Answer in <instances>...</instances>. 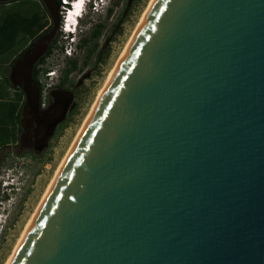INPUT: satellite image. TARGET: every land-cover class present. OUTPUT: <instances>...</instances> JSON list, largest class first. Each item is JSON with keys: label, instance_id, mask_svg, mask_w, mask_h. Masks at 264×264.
I'll return each instance as SVG.
<instances>
[{"label": "water", "instance_id": "obj_1", "mask_svg": "<svg viewBox=\"0 0 264 264\" xmlns=\"http://www.w3.org/2000/svg\"><path fill=\"white\" fill-rule=\"evenodd\" d=\"M12 264H264V0L156 1Z\"/></svg>", "mask_w": 264, "mask_h": 264}, {"label": "rangeland", "instance_id": "obj_2", "mask_svg": "<svg viewBox=\"0 0 264 264\" xmlns=\"http://www.w3.org/2000/svg\"><path fill=\"white\" fill-rule=\"evenodd\" d=\"M127 1H121L119 6L114 8V16L111 20L101 17L95 19L101 21L100 23L105 27L100 38L91 40L76 50L69 49L67 53L61 37L58 44L61 50L56 48L42 65L41 69L54 73L53 78H48L46 73L41 72L40 80L44 87L48 86L51 89L59 81L56 77L64 75V71L69 72L72 86L82 81L77 87L76 111L58 129L49 147L43 152L34 153L33 156L19 154L16 149L3 148L0 151V175L9 172L7 177L13 178V181L18 183L17 196L4 203L10 211L3 231L1 225L4 220L0 219V264H7L14 253L63 159L152 2V0H135L130 9H127ZM97 21L89 25L85 24L84 30L92 29L83 39L90 37ZM71 62L76 63L75 70H71ZM85 76L87 77L83 79ZM3 196L0 192V200Z\"/></svg>", "mask_w": 264, "mask_h": 264}, {"label": "flooded vegetation", "instance_id": "obj_3", "mask_svg": "<svg viewBox=\"0 0 264 264\" xmlns=\"http://www.w3.org/2000/svg\"><path fill=\"white\" fill-rule=\"evenodd\" d=\"M121 1L113 0L110 8L95 19L111 20L114 8ZM134 1L128 0L126 8L130 9ZM65 7L63 0H0V34L8 40L6 47L0 50V60L4 59L0 61V86L8 87L11 92L7 102L18 105V140L4 150L16 149L17 153L30 156L43 152L58 129L76 111L77 87L82 81L72 86L69 74L64 71V75L51 87L45 106L41 103L42 85L37 82V71L43 65H39L40 61L51 56L56 48L61 50L58 44L63 37ZM90 19L84 21V27L86 23L97 21ZM100 22H96L90 37L82 39L81 44L85 40L89 43L100 38L105 29ZM89 31H85L83 36ZM22 55L24 57L20 59ZM61 119L63 121L59 122Z\"/></svg>", "mask_w": 264, "mask_h": 264}, {"label": "clouds", "instance_id": "obj_4", "mask_svg": "<svg viewBox=\"0 0 264 264\" xmlns=\"http://www.w3.org/2000/svg\"><path fill=\"white\" fill-rule=\"evenodd\" d=\"M69 3L68 8L73 13L79 3L81 1L84 2L83 10L80 13V16L76 22V24L73 26L72 31L69 34H63V47H66V51L69 49H77L81 45V41L83 39V33L86 31L84 30V21L91 17L92 20L95 18L101 16L104 14V12L110 8L111 3L113 0H67ZM90 19V20H91ZM91 20V21H92ZM63 49V48H62ZM72 54H69L71 56ZM68 56V55H67ZM48 78H53L49 75V72L46 73ZM59 78V77H56ZM7 180H11V178L7 177ZM18 183L16 181H10V184H8V191L4 193V196L0 200V219L3 218V225H1L2 231L6 227L7 220L9 216L10 209L4 206V203L8 202L10 198L16 197L18 192Z\"/></svg>", "mask_w": 264, "mask_h": 264}, {"label": "bare ground", "instance_id": "obj_5", "mask_svg": "<svg viewBox=\"0 0 264 264\" xmlns=\"http://www.w3.org/2000/svg\"><path fill=\"white\" fill-rule=\"evenodd\" d=\"M156 1H157V0H152L150 6L148 7V9H147V11H146V13L144 14V17L142 18V21L140 22L139 26L136 28L134 34L132 35V37H131L129 43L127 44V46H126V48H125V50H124V53L122 54L120 60L118 61L117 65L115 66V68H114V70H113L111 76L109 77L108 81L106 82V85L104 86V88L102 89L101 93L99 94V96H98V98H97V100H96V102H95V104H94V106H93V108H92V111H91L90 114L88 115V117H87L86 121L84 122V124H83V126H82L80 132L78 133V135H77V137H76L74 143L72 144L70 150L68 151L67 155H66L65 158L63 159V161H62V163H61L59 169H58L57 172H56V175H55L54 179L52 180V183L50 184V186H49L48 190L46 191V193H45V195H44V197H43V199H42L40 205L38 206V208H37V210H36V213L34 214L32 220L30 221L29 225L27 226V228H26L24 234L22 235L21 239L19 240V242H18V244H17V246H16V248H15V250H14V253L12 254V256H11V258L9 259V261H8L7 264H12L13 259H14L15 255H16V253H17V251H18L20 245L23 243V241H24V239H25L27 233L29 232V230H30L31 226L33 225V223H34V221H35V219H36L38 213L40 212V210H41V208L43 207L45 201L47 200V198H48V196H49V194H50L52 188L54 187V185H55L57 179L60 177V175H61V173H62V171H63V169H64V167H65V165H66V163H67V161H68V159H69V157H70L71 154L73 153V151H74V149H75V147H76V145H77V143H78V141H79L81 135L83 134V132H84V130L86 129V127H87L89 121L91 120L92 116L94 115L95 111L97 110V108H98V106H99L101 100L103 99L104 95L106 94V92H107V90H108V88H109L111 82L113 81L114 77L116 76V74H117V72H118V70H119V68H120V65H121L122 62L124 61V59H125V57H126L128 51L130 50V48H131V46H132L134 40L136 39V37H137V35H138L140 29L142 28L144 22H145L146 19L148 18V16H149V14H150L152 8L154 7ZM83 6H84V2L81 1V2L79 3V5L77 6L76 10L71 14V16H70V18H69V25H70V28H68L69 31H71L72 28H73V26L76 24V22H77V20H78V18H79V16H80V13H81L82 10H83Z\"/></svg>", "mask_w": 264, "mask_h": 264}, {"label": "trees", "instance_id": "obj_6", "mask_svg": "<svg viewBox=\"0 0 264 264\" xmlns=\"http://www.w3.org/2000/svg\"><path fill=\"white\" fill-rule=\"evenodd\" d=\"M100 33H98V36ZM4 35L0 34V50H3V48L6 47V44L8 40L6 39ZM85 43L80 45V48L83 45L88 44V41H84ZM4 59L0 60L3 61ZM8 58L5 60L7 61ZM46 61V58H43L39 65L44 64ZM72 63V62H71ZM71 70L76 69V63L71 64ZM47 73V69H40L37 71V82L41 84L40 81V74L41 72ZM69 72H67V75ZM11 92L9 91L8 87L6 86H0V151L3 148H6L10 144H14L18 140V132L16 128V123H17V109L18 105L15 103L7 102V99L10 98Z\"/></svg>", "mask_w": 264, "mask_h": 264}, {"label": "built area", "instance_id": "obj_7", "mask_svg": "<svg viewBox=\"0 0 264 264\" xmlns=\"http://www.w3.org/2000/svg\"><path fill=\"white\" fill-rule=\"evenodd\" d=\"M69 2L67 0H63V4L67 7H65V14L63 17V22H62V33L63 34H69L71 31H69L68 28H70L69 25V18L72 14V12L69 10L68 8V4ZM58 52V51H56ZM67 52V51H66ZM68 53V52H67ZM49 75L51 77H53L54 73L49 72ZM41 85H42V93H41V103L43 106H45L47 99L49 97V93H50V89L48 86L44 87L43 82L41 81ZM9 172L4 173L3 175H0V192L2 193V196L4 195V193L6 191H8V184H10V181H13V178L9 181L7 180V176H8Z\"/></svg>", "mask_w": 264, "mask_h": 264}]
</instances>
